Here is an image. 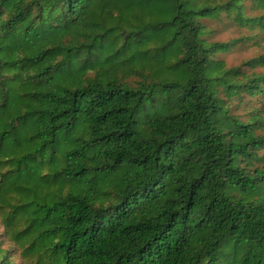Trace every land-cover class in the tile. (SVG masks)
Masks as SVG:
<instances>
[{"label": "trees", "instance_id": "16d2710c", "mask_svg": "<svg viewBox=\"0 0 264 264\" xmlns=\"http://www.w3.org/2000/svg\"><path fill=\"white\" fill-rule=\"evenodd\" d=\"M0 264H264V0H0Z\"/></svg>", "mask_w": 264, "mask_h": 264}, {"label": "rangeland", "instance_id": "374dc122", "mask_svg": "<svg viewBox=\"0 0 264 264\" xmlns=\"http://www.w3.org/2000/svg\"><path fill=\"white\" fill-rule=\"evenodd\" d=\"M230 38V35H222L220 40H227ZM254 55L253 51L239 52L233 55L228 56V61L232 64H238L242 59L252 57ZM120 175H112L109 177V183L112 185H116L119 183Z\"/></svg>", "mask_w": 264, "mask_h": 264}]
</instances>
